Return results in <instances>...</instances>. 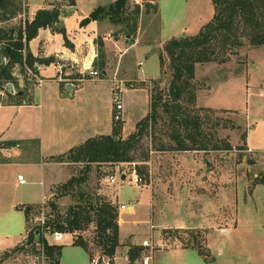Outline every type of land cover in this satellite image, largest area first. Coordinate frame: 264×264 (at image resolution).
<instances>
[{
  "label": "rangeland",
  "instance_id": "rangeland-1",
  "mask_svg": "<svg viewBox=\"0 0 264 264\" xmlns=\"http://www.w3.org/2000/svg\"><path fill=\"white\" fill-rule=\"evenodd\" d=\"M36 1L30 0L31 9ZM154 2L157 4L156 18L151 10L139 17L141 31H146L138 44L158 29V39L147 54L148 59L144 66L156 75L159 72L158 58H162V72L159 77L149 81L135 82V87L144 89L142 96L136 98V102H133L131 95L135 92H120L124 104L121 119L122 127L125 121L124 131L121 130L120 134L123 138L134 132L137 129L136 123L148 114L154 94L167 92L170 79L168 58L162 49L160 50L159 41H165L173 35L178 36L175 31L182 26H186L191 34L195 33L213 13L211 0ZM141 7L144 8V5ZM111 35L115 38V31H112ZM35 45L36 43L32 44L33 49ZM139 58L141 54L138 52V45L133 46L122 57L123 62H138ZM195 65L196 72L194 71L191 81L195 93L194 103L189 100L188 92H185L178 102L186 115L196 122V125L192 126L196 130L192 131L199 132L194 135L195 141L186 140L187 144L192 147L204 144L207 149H176L178 141L171 134L178 130L180 137L184 138L185 128L177 125V120L172 117L173 110L167 114L159 113L150 130L142 135L133 150L136 159L144 155L148 157L145 167L140 168L142 173L137 170V161L93 163L86 181L80 185L82 192L91 197L100 196L115 204L120 202L125 206H135L133 211L130 208L122 210L121 220L129 219L136 223H133L131 229L133 234L128 235L116 247L109 264H139L143 253H151L155 264H264V183L255 185L260 180L264 182V153H256L264 149V46L245 45L230 55V59L224 63L207 62ZM43 73L51 74V67ZM104 78L106 77H94L95 80ZM108 80L110 78H106L104 82L109 85ZM112 81L114 88L116 80ZM85 82L90 84V79ZM123 83L124 86L131 87V81L125 80ZM245 85H248L246 89ZM28 86L34 91L36 98V86L33 82H29ZM14 89L18 90L16 87ZM197 93L200 94L199 103L212 107L197 105ZM165 96L168 98L167 94ZM15 115V109H0V141L8 139L9 134L18 133L16 129L20 130L10 125L9 121L14 120ZM26 116L30 118L28 133L36 135L39 125L37 112L28 114L21 109L17 114V118ZM246 131L247 143L254 153L248 151L245 146L243 135ZM226 144L230 148L224 149ZM82 166L81 163L68 164L64 169L65 174L80 176ZM133 169L139 177L138 185L131 183L130 177L123 181L117 179L111 186L103 184L105 175L130 174ZM20 175L27 181L23 172H20ZM68 179L67 177L63 182L54 185L53 194L49 198H45L49 196L48 192L45 197L38 198L37 202H45L38 206L39 210L29 220L30 228L38 225L41 211L45 214L50 211L48 199L52 200L56 195L54 192H57V186ZM27 187L22 185L15 189L17 192H24ZM56 202L59 214L64 217L68 206L75 204L77 198L65 194L59 196ZM119 218L118 212L117 222ZM180 223L202 227H175ZM151 224L154 225L153 228L150 227ZM222 227L228 230H220ZM21 231L24 235V224ZM78 234L88 242L87 249L72 245L74 235L66 233L60 243L62 249L59 264H89L90 258L94 256L99 257L98 264H104L103 259L108 257L94 241V223L84 225ZM174 235L178 236L175 245L196 250L179 251L180 254H177L176 250L180 249H173L172 241L165 239H172ZM44 236L53 242L51 234L46 233ZM144 238H150L152 244L161 249L155 247L152 252L142 249L136 259L129 261V247L140 246ZM127 241H130V244ZM205 243L209 249L205 247ZM219 248L221 253L218 252ZM172 251L175 255L171 258ZM32 255L33 252L27 248L19 250L2 264H21Z\"/></svg>",
  "mask_w": 264,
  "mask_h": 264
},
{
  "label": "trees",
  "instance_id": "trees-1",
  "mask_svg": "<svg viewBox=\"0 0 264 264\" xmlns=\"http://www.w3.org/2000/svg\"><path fill=\"white\" fill-rule=\"evenodd\" d=\"M134 0H114L113 2L94 8L86 17L80 21V25H86L92 20L106 18L110 23L118 26L116 35L127 36V41H133L138 28L139 17L141 14L157 13V4L146 1L140 4ZM213 13L208 21L203 23L193 34H181L171 36L162 44V51L168 58L167 67L170 71V79L167 92L155 93L150 104V111L136 123V130L126 137H122L121 120H113L110 134H100L87 138L82 143L71 147L65 153L57 156H50L49 159L56 162L81 163L82 172L80 176H71L60 186H57V192L52 200L48 199L50 211L45 214L44 225L29 227V216L31 210L34 213L39 210L38 206L26 210L27 233L24 240L6 250L0 256V262L19 250H26L36 253L40 245L43 244V250L47 258L53 264H59L61 255V244H47L44 233H51L54 230L71 232L72 245L87 249L88 242L78 236L84 225L94 223L95 242L101 248L102 253L108 258H112L115 249L119 246V227L117 222L118 204L103 199L100 196L91 197L82 192L80 185L86 181L93 163H119L137 161L139 166L137 170L142 173L141 167H145L148 160L147 155L136 159L133 155L136 143L142 135L151 128L155 122L156 115L159 113H169L173 110L172 117L176 119L179 127L185 128V136L180 137L177 130L172 136L177 138L178 145L176 149H207L204 144L192 147L186 140L195 141V136L199 132L192 126L196 125L193 118L186 115L178 102L185 92L190 93L189 100L194 103L195 93L192 90V79L194 78L195 64L217 62L224 63L230 59V55L235 54L237 50L245 45L249 47L264 46V0H211ZM26 0H0V47H2L8 56L7 61L0 57V91L4 90L6 98L4 104H28L30 96H27V84L25 80V66L34 69V64L49 63L55 60L53 56L38 57L34 56L28 48L31 39L37 36L39 29L49 28L57 31L63 36L65 46H71L65 30L61 26H56L59 22L60 5H53L50 8H39L31 19L25 18L15 24L10 21L20 16L26 10ZM74 0H70V5ZM95 43L98 50L99 76L103 77L101 70L105 69L103 38L97 36ZM160 64L163 59L160 58ZM19 66L23 73L25 87L21 89V95L11 94L4 87L6 82H11L13 87L18 90L19 87L15 76L12 74L13 68ZM73 78H79L80 73H75ZM167 97L166 98V95ZM159 108L160 111L159 112ZM227 110V109H224ZM191 129V130H190ZM150 130V129H149ZM116 136L117 139H114ZM246 133L243 138L245 140ZM230 148L228 144L224 149ZM0 161H6L1 159ZM258 182H261L258 181ZM257 182V183H258ZM76 185V188H74ZM53 194V192H52ZM70 194L77 198V202L68 206L66 215L59 214L57 198L59 196ZM141 246H130L127 252L129 261H133L140 255ZM200 254L204 255L200 250ZM205 257V255H204Z\"/></svg>",
  "mask_w": 264,
  "mask_h": 264
},
{
  "label": "crops",
  "instance_id": "crops-1",
  "mask_svg": "<svg viewBox=\"0 0 264 264\" xmlns=\"http://www.w3.org/2000/svg\"><path fill=\"white\" fill-rule=\"evenodd\" d=\"M113 1L74 0V4L71 5L74 9L70 11V4L67 3V0H37L33 3L32 9L30 8V0H26V10L20 16L10 21V24H15L20 20L24 21L25 18L31 19L39 8H50L53 5H60V10L64 8L67 12L62 18L61 27L64 28L71 46L64 45L61 33L49 28L39 29L37 36L28 43L29 51L38 57L53 56L55 60L59 57L66 58L69 66L59 74L53 66V61L49 63L36 62L34 69L43 78L41 85L35 87L38 91L37 97L35 98L34 91L30 90L28 83L26 92L27 96H30V103L19 105L3 104L0 106V109L16 110L14 120H10L9 122L10 125L20 128V130L16 129L18 133L9 134L7 136L8 139L0 141V160L3 158L6 159V161H0V256L4 251L10 250L24 240L27 233L25 211L42 204L43 200L39 203L37 202L38 198L45 197L46 192L49 193V196L45 198H49L54 185L63 182L67 177H71L72 174L70 176L65 174L64 169L72 162H56L49 159L50 156L65 153L71 147L82 143L91 136L111 133L113 123L112 111L114 106L113 98L115 94L112 80L131 81V87L124 86L123 81L121 91H123L122 94L124 92H135L136 94L132 93L131 95L133 102H136V98L138 97L139 99L142 96L144 89L140 86L135 87V82L149 81L161 75L160 58H158L159 72L156 75L153 72L150 73L144 66L148 59L147 54L154 47L158 39V29L149 38L143 39L142 43L138 44L142 34H145L146 31L145 29L141 31L140 21L135 38L131 42L125 39L127 36L116 35L113 38L111 32L116 31L118 26L110 23L106 18L92 20L83 26L80 25V21L94 8L107 5ZM146 1L154 2V0H139L140 6ZM152 15L156 18L157 13H152ZM175 32V35L184 33L191 34V31L186 26L180 27ZM97 36H102L103 38V59L105 63L104 70L106 72L104 76L107 79L110 78L108 80L109 85L104 82L106 78L104 80L86 78L77 81L72 77L75 73L83 72L90 67L94 56L98 58L97 45L94 41ZM163 42V40H160L158 43L160 50L162 49ZM33 43H36L35 49L32 47ZM136 45H138V52L141 54L138 62H123L122 57L125 52ZM48 67H51L52 73L44 74L43 72ZM196 67L197 65H195V72ZM12 74L16 78L19 89H23L25 87V80L19 66L13 68ZM88 79H90V84L85 82ZM68 84L71 85L69 90L66 88ZM247 86L245 85V89ZM66 94L68 95L66 96ZM196 102L197 105L201 104L199 103V93H197ZM122 106H124L123 103ZM201 106L207 105L201 104ZM21 109L27 111L28 114H31L33 111L37 112L39 125L36 135H31L27 131L30 118L27 116L17 118V114ZM224 109L231 110L232 108ZM124 122L122 131H124ZM19 131H22V133H19ZM244 143L247 149H250L254 153V150L248 145L246 137ZM256 153L263 154L264 149L258 150ZM20 172H23L27 176V181L25 180L24 183H20L17 179V175ZM127 177V174H125V180ZM258 183L264 182L261 181ZM22 185H27L28 187L24 192H17L16 189ZM118 204L121 205L122 203L118 202ZM128 208L132 211L135 210L133 204L125 206V210ZM121 213L122 210L119 211L120 218L118 220L119 244L128 235L133 234L131 229L134 225L133 223H136V221H130L129 219L121 220ZM29 216L31 218L35 216L34 211L32 212L31 210ZM23 224L25 225L24 235L21 231ZM175 227L195 228L202 227V225L192 224L191 226H186L180 223L176 224ZM226 229L228 230L225 227L220 228L223 231H226ZM131 239H134V235L131 236ZM165 239L172 241L173 249H180L176 250L178 251L177 254L189 249L196 250L191 247L184 248L175 245V241L178 239L177 235H174L172 239ZM127 242L130 244V241ZM155 247L156 249H161L157 246ZM205 247L209 249L207 243H205ZM218 252H222L221 248L218 249ZM170 254L171 258L175 255L173 251ZM10 257L0 262V264L6 262ZM151 264H155L153 257Z\"/></svg>",
  "mask_w": 264,
  "mask_h": 264
},
{
  "label": "built area",
  "instance_id": "built-area-1",
  "mask_svg": "<svg viewBox=\"0 0 264 264\" xmlns=\"http://www.w3.org/2000/svg\"><path fill=\"white\" fill-rule=\"evenodd\" d=\"M134 2L139 4V0H134ZM53 66L57 70V72L59 74H61L62 70L67 68L69 66V64H68V61L66 58L59 57L58 59L53 61ZM79 73H80V77L75 78L77 81H80V80H83L86 78H94L95 76H99L100 71L98 69L90 66L85 71L79 72ZM24 76H25V80L28 83L33 82L36 87H39L41 85V83L43 82V78H41L37 74L36 70L31 68V67H28V66H25ZM7 83L8 82H6V84ZM6 84H5L4 89L7 92L13 94L12 92H10V90ZM114 85H115V87L113 89H117V90H114L115 94H114V98H113L114 106H113V111H112V119L113 120H121L122 119V109H123L122 101H121V94H120V92L122 90L121 88L123 87L122 81L116 80ZM5 97H6L5 91L1 90L0 91V106L4 104L3 99H5ZM247 150L250 151V149H247ZM122 174L125 175V173L105 175L104 179H103V184L105 186L113 185L117 181V179H120V176ZM127 176H128V178L130 177L131 183L138 185L139 177H138V174L135 172L134 169L131 171L130 174H127ZM17 179L20 183L25 182V179L20 174L17 175ZM44 202H45V200H43L42 204ZM118 209H119V211L125 210V205L124 204L119 205ZM44 221H45V213L43 211H41L40 215L38 216V225L43 226ZM150 227L153 228L154 225L151 224ZM66 233L68 235H72V233H70V232H63V231H59V230H54L53 232L48 233V234L52 235L53 242H50L46 237V243L47 244H58V243L62 242ZM44 235H46V233H44ZM140 246L142 247V249L149 250L150 252H152V250L154 249V246H153L150 238H144L141 241ZM109 259L110 258H107L106 260L103 259V263L109 264ZM151 259H152L151 253H148V254L143 253L141 258L139 259V264H151ZM48 260L49 259L47 258L46 254L44 253V250H43V244H41L39 249L37 250V252L34 253L29 259L25 260L21 264H49ZM98 260H99V257L94 256V257L90 258L89 264H98Z\"/></svg>",
  "mask_w": 264,
  "mask_h": 264
},
{
  "label": "water",
  "instance_id": "water-1",
  "mask_svg": "<svg viewBox=\"0 0 264 264\" xmlns=\"http://www.w3.org/2000/svg\"><path fill=\"white\" fill-rule=\"evenodd\" d=\"M67 3H69L70 4V0H67ZM73 6H69V10L70 11H73ZM66 10L64 9V8H62L61 10H60V13H59V22H58V24H56V26H62V18L66 15ZM0 57L4 60V62L5 61H7V59H8V56H7V54L5 53V51H4V49L2 48V47H0ZM98 66V58H97V56H94L93 57V60H92V62H91V67H97ZM101 74H103V75H105L106 74V72H105V70L104 69H102L101 70ZM7 87L9 88V90H10V92H12L13 94H16V95H21L23 92L21 91V90H16L15 91V89H14V87H13V84L11 83V82H8L7 84ZM66 88L69 90L70 88H71V85L70 84H68L67 86H66ZM68 94H66V96H67ZM114 137V139H117V137L116 136H113ZM206 162V164H207V161H205ZM120 179L123 181L124 179H125V175L124 174H122L121 176H120Z\"/></svg>",
  "mask_w": 264,
  "mask_h": 264
}]
</instances>
